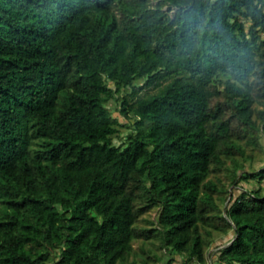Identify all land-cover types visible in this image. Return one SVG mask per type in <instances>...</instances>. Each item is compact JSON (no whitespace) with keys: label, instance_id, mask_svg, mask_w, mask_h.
I'll return each instance as SVG.
<instances>
[{"label":"trees","instance_id":"trees-1","mask_svg":"<svg viewBox=\"0 0 264 264\" xmlns=\"http://www.w3.org/2000/svg\"><path fill=\"white\" fill-rule=\"evenodd\" d=\"M262 34L264 0H0V264H264Z\"/></svg>","mask_w":264,"mask_h":264},{"label":"rangeland","instance_id":"rangeland-1","mask_svg":"<svg viewBox=\"0 0 264 264\" xmlns=\"http://www.w3.org/2000/svg\"><path fill=\"white\" fill-rule=\"evenodd\" d=\"M262 38H264V34H262ZM137 82H140V80H137ZM141 84V83H140ZM112 85V84H110ZM129 91V89H127ZM126 92L124 90L120 94H116L115 96L117 98H120V96ZM119 100L118 99H112L107 103V108L111 112L112 116L117 119L118 124V132L116 135H114L113 143L116 145H121L125 142L126 137L128 134L133 133L135 131L134 128V118L132 116L130 117H124L119 112ZM245 153L248 155H251V158L245 161L244 168L245 170L254 171L259 170L261 167L264 166V136L260 137L259 139V145H246L244 144ZM239 188H246L248 190L261 187L262 193H264V179L261 181H257L254 179L249 180L248 182H240L238 185ZM239 188H231V192H233L234 195L238 194L240 191ZM227 205V202L225 203ZM224 204V205H225ZM221 208L224 209L223 204L221 203ZM157 213L155 210L151 211L146 215V217L150 219H155ZM233 236L232 231L228 234L224 235L219 232L213 233V239L214 243L211 247H209L206 250V262L205 264H214L216 255L215 252L218 248L224 246ZM133 246L136 250L144 249L146 252L142 254V258H145L147 255L152 256L153 254L157 255L160 254V250L157 248L156 242H144L143 240H133ZM139 257V259L141 258ZM58 260V253H53L50 258L45 262V264H55V262ZM150 263V261H149ZM157 264H165V261H160ZM172 264H189L185 263L184 260H181L177 257L176 261H173ZM191 264V263H190ZM192 264H199V263H192Z\"/></svg>","mask_w":264,"mask_h":264}]
</instances>
